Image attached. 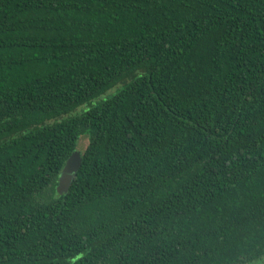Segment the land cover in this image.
I'll use <instances>...</instances> for the list:
<instances>
[{"label": "trees", "instance_id": "1", "mask_svg": "<svg viewBox=\"0 0 264 264\" xmlns=\"http://www.w3.org/2000/svg\"><path fill=\"white\" fill-rule=\"evenodd\" d=\"M0 264H264V0H0Z\"/></svg>", "mask_w": 264, "mask_h": 264}, {"label": "water", "instance_id": "2", "mask_svg": "<svg viewBox=\"0 0 264 264\" xmlns=\"http://www.w3.org/2000/svg\"><path fill=\"white\" fill-rule=\"evenodd\" d=\"M78 156L79 155L77 153L72 152L70 156L65 160L63 167L61 168L56 177L57 194L61 195L67 191L80 165V159Z\"/></svg>", "mask_w": 264, "mask_h": 264}, {"label": "rangeland", "instance_id": "3", "mask_svg": "<svg viewBox=\"0 0 264 264\" xmlns=\"http://www.w3.org/2000/svg\"><path fill=\"white\" fill-rule=\"evenodd\" d=\"M112 90H109L108 92H106L104 95H101L99 96L97 99H95L93 102L97 101V100H101L105 97L106 94H109L111 93ZM86 109V106L82 105V106H79L78 108L75 109L74 112H72L71 114L74 115L75 113H79L83 110ZM88 137L86 135H82V136H79L78 139L76 140V143H75V148L73 150V152L77 153L79 156V159L81 158V155H82V152L85 148V146L87 145V139ZM59 195V194H58Z\"/></svg>", "mask_w": 264, "mask_h": 264}]
</instances>
